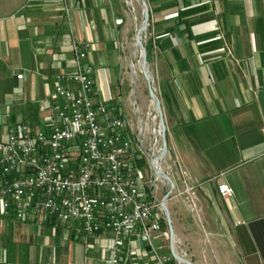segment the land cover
Wrapping results in <instances>:
<instances>
[{"label":"crops","instance_id":"1","mask_svg":"<svg viewBox=\"0 0 264 264\" xmlns=\"http://www.w3.org/2000/svg\"><path fill=\"white\" fill-rule=\"evenodd\" d=\"M146 1L176 250L194 264H264V0ZM129 21L122 0H0V140L20 123L44 128L54 76L74 69L72 38L91 45L95 100L133 116ZM167 190L159 180L155 197ZM77 227L17 220L0 203V264H109L111 234L87 237L86 249ZM162 252L171 256L169 243ZM129 262L154 264L143 239L133 238Z\"/></svg>","mask_w":264,"mask_h":264},{"label":"built area","instance_id":"2","mask_svg":"<svg viewBox=\"0 0 264 264\" xmlns=\"http://www.w3.org/2000/svg\"><path fill=\"white\" fill-rule=\"evenodd\" d=\"M70 48L74 69L54 76L51 97L56 105L44 128L20 123L0 140L2 211L17 220L48 221L56 227L75 222L85 247L87 237L108 232L109 264H130L133 238L147 243L154 264H166L171 256L162 249L169 233L159 223L165 217L155 189L159 180L168 185L155 174L158 163H153L161 149L156 148L161 140L158 123L150 140L136 100V116L96 101L94 68L87 58L91 45L72 38ZM217 190L224 199L234 194L225 183Z\"/></svg>","mask_w":264,"mask_h":264},{"label":"rangeland","instance_id":"3","mask_svg":"<svg viewBox=\"0 0 264 264\" xmlns=\"http://www.w3.org/2000/svg\"><path fill=\"white\" fill-rule=\"evenodd\" d=\"M122 4H123V12L125 13V16H127L128 20H130L129 22L131 23V28H132V38L130 39L129 44H127L126 46H124L125 48H123L124 64H125L124 65V68H125L124 78H126L127 80L128 90L130 91L128 98H130L129 100H131L132 104L134 103L133 101L135 100L138 103L139 108H140L141 119L145 123V126H146V135L151 140L153 139L152 129L157 124L158 121H157V117L155 119L153 118L154 114L156 116L155 106L148 95L147 83L140 69L139 50L136 47L134 40H133L135 31L138 28L139 23L141 21V6L139 3V0H122ZM143 43L145 44L146 49L148 46V50H149L150 42H149V37H148V31L145 33L143 37ZM147 57H148V53H147ZM147 61H148V58H147ZM131 64H133L136 67V74L138 78L136 77L135 82L133 80L134 74H133V68ZM149 70L151 71L150 64H149ZM151 74H152V71H151ZM115 84H116L115 90L117 92L118 90L121 91V89H123L121 85H118V82ZM153 84H154L156 93L159 96L158 91L156 89L154 77H153ZM134 116H136V111L134 113ZM166 140H167V136H166ZM150 142L147 141L146 144L149 145ZM160 146H161V140L158 139V142L156 145L157 151L160 148ZM138 166L141 169H143L141 162L138 163ZM171 260H173L172 257H171Z\"/></svg>","mask_w":264,"mask_h":264},{"label":"water","instance_id":"4","mask_svg":"<svg viewBox=\"0 0 264 264\" xmlns=\"http://www.w3.org/2000/svg\"><path fill=\"white\" fill-rule=\"evenodd\" d=\"M139 3L141 6V21L135 33L134 43L138 47V50H139V63H140L141 73L143 74L144 79L146 80V83H147L148 95L155 106V112H156V117L158 121L157 122L158 132L161 137V149H160L159 154L153 161V163L155 162L158 163V166L157 167L155 166L154 168V172L158 177L164 180L168 185V190L161 198L160 208L164 214L168 233H169V249H170L172 258L183 264H194L192 261L180 255L175 249V235H174L173 227L171 224L170 213L166 205V201L174 189V184L172 180L170 179V177L165 173V171L161 167L162 160L168 151V145H167V140H166V127L164 123L163 110L161 107L160 99L156 93V90L153 84V77H152L151 71L149 70V63L147 61L146 47H145V44L143 43V37L145 33L147 32V28H148L149 8H148L146 0H139Z\"/></svg>","mask_w":264,"mask_h":264},{"label":"bare ground","instance_id":"5","mask_svg":"<svg viewBox=\"0 0 264 264\" xmlns=\"http://www.w3.org/2000/svg\"><path fill=\"white\" fill-rule=\"evenodd\" d=\"M137 47V46H136ZM138 48V47H137ZM137 50V49H136ZM131 66H132V68H133V74H134V78H133V80H134V82L136 81V77H137V74H136V67L133 65V64H131ZM138 78V77H137Z\"/></svg>","mask_w":264,"mask_h":264},{"label":"trees","instance_id":"6","mask_svg":"<svg viewBox=\"0 0 264 264\" xmlns=\"http://www.w3.org/2000/svg\"><path fill=\"white\" fill-rule=\"evenodd\" d=\"M146 51H147V53H148V51H149V50H148V46H147V49H146Z\"/></svg>","mask_w":264,"mask_h":264}]
</instances>
